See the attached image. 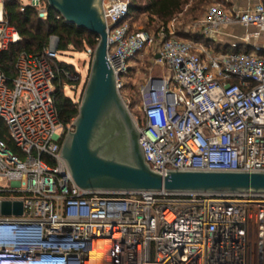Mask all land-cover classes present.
Here are the masks:
<instances>
[{
  "label": "built area",
  "instance_id": "built-area-1",
  "mask_svg": "<svg viewBox=\"0 0 264 264\" xmlns=\"http://www.w3.org/2000/svg\"><path fill=\"white\" fill-rule=\"evenodd\" d=\"M0 14V48L21 37ZM48 17L44 0H27ZM131 0H103L108 61L121 92L124 75L147 47L168 73L140 88L142 116L126 100L150 167L264 171V0L250 9L213 2L199 25L213 39L240 24L246 50L217 49L176 35L133 28ZM58 17H63L59 15ZM57 45V44H56ZM56 45L21 54L13 79L0 70V264H264V194L90 191L78 186L62 156L75 120L60 122ZM76 82L78 76L65 71ZM122 94V93H121ZM97 253V255L95 254Z\"/></svg>",
  "mask_w": 264,
  "mask_h": 264
},
{
  "label": "water",
  "instance_id": "water-1",
  "mask_svg": "<svg viewBox=\"0 0 264 264\" xmlns=\"http://www.w3.org/2000/svg\"><path fill=\"white\" fill-rule=\"evenodd\" d=\"M78 28L99 36L75 130L64 138L62 156L75 182L90 191H166L264 194V171H154L145 159L141 132L108 61V28L103 0H47ZM0 213L22 214L21 201L0 202Z\"/></svg>",
  "mask_w": 264,
  "mask_h": 264
},
{
  "label": "trees",
  "instance_id": "trees-1",
  "mask_svg": "<svg viewBox=\"0 0 264 264\" xmlns=\"http://www.w3.org/2000/svg\"><path fill=\"white\" fill-rule=\"evenodd\" d=\"M44 1L48 8V17L46 19L40 17L38 8L27 3V0L4 1L5 19L9 26L18 31L21 37L18 42L9 43L7 47L0 48V70L9 79H13L16 76L15 65L21 54H43L44 50L51 46L53 37L57 38L56 47L60 54L71 48L77 52H84L89 49L95 51L98 46L100 40L98 35L68 23L64 17H58L61 14L50 7L47 0ZM210 1L212 0H131L127 19L133 28H138L135 26L136 19L139 15H146L149 18L146 25L154 24L158 30L162 26H167L180 14L191 16L194 20L199 19L202 16L205 5ZM176 35L215 47L214 41L206 38L203 34L179 32ZM222 49L226 50L229 48L223 47ZM236 49L246 50L248 47L239 44ZM56 63L60 68V74L57 80L55 103L59 120L66 125L77 118L81 103L75 102L73 98L66 95L65 88L68 85H77L78 81L69 80L65 75V71H69L73 76H79V73L73 64H68L60 59ZM0 136L7 141L9 146L14 147L7 127L2 122H0Z\"/></svg>",
  "mask_w": 264,
  "mask_h": 264
},
{
  "label": "rangeland",
  "instance_id": "rangeland-1",
  "mask_svg": "<svg viewBox=\"0 0 264 264\" xmlns=\"http://www.w3.org/2000/svg\"><path fill=\"white\" fill-rule=\"evenodd\" d=\"M213 2H215V0L210 1L205 5L202 15L207 11L208 7ZM186 17L189 18L190 16L186 15ZM192 20L194 19L192 18ZM148 21L149 18L146 15H139L135 21V26L138 28H146L150 31H157V26L154 24L150 26L146 25ZM182 33L185 32L182 31ZM56 44L57 38L53 37L50 47H54ZM157 49V45L147 47L146 50L135 59L136 62L133 63L134 68L126 73L123 79L124 86L121 90L123 99L125 101L129 100L131 108L141 116L142 112H139L136 106L140 103V88L144 84L145 79H147L150 75L164 76L168 73V68L164 64L155 62V53L157 52ZM94 52L95 51L91 49L84 52H77L71 48L70 50L62 52L59 55L60 60L68 64L75 65L79 73L78 84L68 85L65 88L66 95L73 98V100L77 103L82 102L83 94L90 77Z\"/></svg>",
  "mask_w": 264,
  "mask_h": 264
},
{
  "label": "crops",
  "instance_id": "crops-1",
  "mask_svg": "<svg viewBox=\"0 0 264 264\" xmlns=\"http://www.w3.org/2000/svg\"><path fill=\"white\" fill-rule=\"evenodd\" d=\"M263 0H221L219 2L226 8L238 7L242 9H250L260 3ZM206 12L197 20L189 19L185 14H180L169 24H174L176 34L184 31L185 33H199L203 34V29L199 25L200 21L205 17ZM247 28L240 24H230L223 27L222 31L216 35L212 40L214 41L215 47L223 48L228 47L229 49H235L237 45L242 44V37L247 32ZM179 37L188 39L184 36L177 35Z\"/></svg>",
  "mask_w": 264,
  "mask_h": 264
},
{
  "label": "clouds",
  "instance_id": "clouds-1",
  "mask_svg": "<svg viewBox=\"0 0 264 264\" xmlns=\"http://www.w3.org/2000/svg\"><path fill=\"white\" fill-rule=\"evenodd\" d=\"M0 238L1 239H5V238H10V236H8L6 233L4 232H0Z\"/></svg>",
  "mask_w": 264,
  "mask_h": 264
},
{
  "label": "bare ground",
  "instance_id": "bare-ground-1",
  "mask_svg": "<svg viewBox=\"0 0 264 264\" xmlns=\"http://www.w3.org/2000/svg\"><path fill=\"white\" fill-rule=\"evenodd\" d=\"M2 4L0 3V14H1ZM97 255V253H95Z\"/></svg>",
  "mask_w": 264,
  "mask_h": 264
}]
</instances>
